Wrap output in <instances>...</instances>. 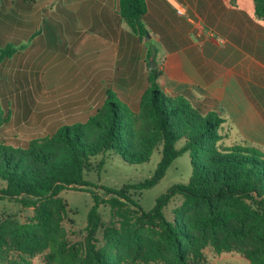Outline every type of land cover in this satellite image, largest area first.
Here are the masks:
<instances>
[{"label": "trees", "instance_id": "obj_1", "mask_svg": "<svg viewBox=\"0 0 264 264\" xmlns=\"http://www.w3.org/2000/svg\"><path fill=\"white\" fill-rule=\"evenodd\" d=\"M254 2L256 15L264 20V0ZM146 12L144 0L120 2L122 21L140 41L148 33L142 21ZM25 48L0 44V68ZM157 60V53L148 52V86L137 109L108 86L102 107L85 122L62 125L26 146L0 137V200L34 210L28 222L11 215L0 220V264H35L33 259L46 251L54 264H213L208 248L211 255L236 253L251 264H264V149L249 142L225 145V117L202 110L186 96H167L160 87L162 70L149 69ZM11 119L10 105L0 93V128ZM181 140L185 144L178 149ZM157 149L162 158L156 171L139 184L103 187L100 194L85 180L94 156L112 152L130 164H143ZM187 153L193 168L189 182L174 185L153 210L144 211L130 192L157 186ZM87 188L96 191L89 190L95 204L87 216L86 237L71 244L63 224L69 205L61 193ZM177 195L183 202L170 222L165 208ZM104 204L114 218L108 225L99 212Z\"/></svg>", "mask_w": 264, "mask_h": 264}, {"label": "crops", "instance_id": "obj_2", "mask_svg": "<svg viewBox=\"0 0 264 264\" xmlns=\"http://www.w3.org/2000/svg\"><path fill=\"white\" fill-rule=\"evenodd\" d=\"M23 1H17L27 13L23 26H29L34 5L40 17L48 8L59 28L60 22L71 24L81 54L112 56V66L106 60L103 70H114L113 78L105 79V94L117 83L133 89L140 102L148 86L145 60L153 51L167 96H186L204 111L220 112L226 119L225 145L249 142L264 149V20L256 15L254 0H144L142 21L150 34L144 41L122 21L121 0ZM39 31L30 38L41 36ZM210 261L251 264L236 253L210 255Z\"/></svg>", "mask_w": 264, "mask_h": 264}, {"label": "rangeland", "instance_id": "obj_3", "mask_svg": "<svg viewBox=\"0 0 264 264\" xmlns=\"http://www.w3.org/2000/svg\"><path fill=\"white\" fill-rule=\"evenodd\" d=\"M18 0H0V44L16 43L26 45L12 59L5 61L0 68V93L4 103L12 110L10 123L0 128V137L7 143L26 146L32 139L54 134L62 125L85 122L90 115L101 108L106 98L105 79L112 71H103L112 56L81 54L80 40L70 34L71 24H59L48 8L43 9L42 17L38 6L33 7L27 23L20 25L27 13L21 10ZM33 1V0H30ZM14 18V22L10 18ZM32 22L30 23V20ZM39 19V20H38ZM39 22V25L36 23ZM40 29L41 36L34 39L30 35ZM32 32V33H31ZM146 39V38H145ZM107 57V59H105ZM109 58V59H108ZM113 59V58H112ZM144 68L147 70L146 64ZM111 78V81H112ZM107 82V81H106ZM119 97L131 106H138V97L133 89L113 83ZM185 142L176 145L180 149ZM162 158L161 149L155 150L151 160L143 164H130L120 155L112 152L91 158L92 167L85 172V180L98 192L105 188L121 189L150 178ZM104 165L101 166V163ZM193 174L190 155L184 154L174 161L162 181L152 189L135 193L131 198L146 212L154 209L159 197L166 194L174 185L187 184ZM3 184L0 183V189ZM89 190L67 189L61 197L68 203V215L64 227L71 244L84 242L86 237L87 216L95 202ZM183 197L175 196L165 208L168 221H175V209L181 206ZM99 212L103 222L108 225L114 220L111 207L101 205ZM14 216L21 222H28L34 216L33 208H23L20 204L0 200V220ZM102 243V231L98 233ZM212 254V249H207ZM48 251L33 259L35 264H54L48 259ZM50 262H48L47 261Z\"/></svg>", "mask_w": 264, "mask_h": 264}, {"label": "water", "instance_id": "obj_4", "mask_svg": "<svg viewBox=\"0 0 264 264\" xmlns=\"http://www.w3.org/2000/svg\"><path fill=\"white\" fill-rule=\"evenodd\" d=\"M149 39H150V34L147 33L146 40H149ZM156 67H157L156 62L151 61L150 64H149V69H150V70H153V69H155Z\"/></svg>", "mask_w": 264, "mask_h": 264}, {"label": "built area", "instance_id": "obj_5", "mask_svg": "<svg viewBox=\"0 0 264 264\" xmlns=\"http://www.w3.org/2000/svg\"><path fill=\"white\" fill-rule=\"evenodd\" d=\"M179 14L185 15L184 10H179Z\"/></svg>", "mask_w": 264, "mask_h": 264}]
</instances>
